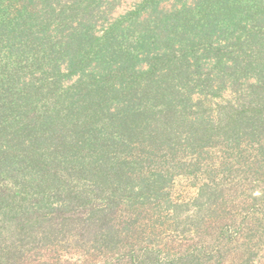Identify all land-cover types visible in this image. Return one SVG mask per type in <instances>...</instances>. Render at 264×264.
<instances>
[{
	"label": "trees",
	"instance_id": "obj_1",
	"mask_svg": "<svg viewBox=\"0 0 264 264\" xmlns=\"http://www.w3.org/2000/svg\"><path fill=\"white\" fill-rule=\"evenodd\" d=\"M122 2L0 0V264L67 246L207 264L264 245V0L115 16ZM213 230L190 252L151 246Z\"/></svg>",
	"mask_w": 264,
	"mask_h": 264
},
{
	"label": "rangeland",
	"instance_id": "obj_2",
	"mask_svg": "<svg viewBox=\"0 0 264 264\" xmlns=\"http://www.w3.org/2000/svg\"><path fill=\"white\" fill-rule=\"evenodd\" d=\"M141 0H123L122 4L117 8L114 13L115 16H120L126 12L132 10ZM187 182H182L177 186L176 191L180 193L183 199L187 200L189 193L192 194L194 189H189ZM189 189V193L187 192ZM183 194V195H182ZM239 200V202H238ZM235 207L239 208L238 214L244 211V199L238 198ZM180 233V234H179ZM217 230H213L208 233H201V235L186 233L184 235L181 232L176 234V237L165 234L158 240L153 242L151 246L157 245V249L161 250V256L166 258V254L173 255L175 252H190L193 250V246L200 244L201 242L213 241L217 238ZM203 242V243H206ZM241 242V241H240ZM164 244L171 246V248L164 247ZM236 244V243H235ZM234 244V245H235ZM149 245V244H148ZM63 246V245H62ZM88 248H74V247H58L47 248L35 251L33 264H109L105 262V258L112 257L110 254L96 255L87 251ZM122 251V248L120 249ZM215 248H205L208 253L214 252ZM256 253V254H255ZM93 254V255H92ZM38 255V256H37ZM214 255V256H212ZM213 258L207 264H264V245L261 248H224L222 257L211 254ZM250 261H247L248 258ZM111 264H123L121 262H112Z\"/></svg>",
	"mask_w": 264,
	"mask_h": 264
}]
</instances>
